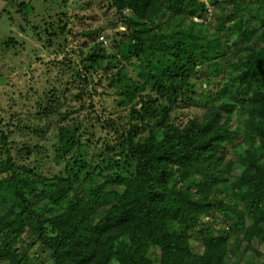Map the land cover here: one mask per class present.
Returning <instances> with one entry per match:
<instances>
[{
	"label": "trees",
	"instance_id": "obj_1",
	"mask_svg": "<svg viewBox=\"0 0 264 264\" xmlns=\"http://www.w3.org/2000/svg\"><path fill=\"white\" fill-rule=\"evenodd\" d=\"M226 2L232 10L211 29L204 0H109L125 28L120 59L135 62L134 76L108 64L107 85L129 107L131 125L119 132L110 124L114 142L94 161L85 153L92 133L86 142L59 126L56 173L31 160L41 146L29 141L16 148L28 162L17 163L0 118L8 174L0 179V259L37 242L50 264H245L239 244L264 243V0ZM106 58L101 47L86 56ZM54 105L50 96L39 106L43 124L42 116L61 115ZM189 107L202 116L174 124L172 113ZM228 144L234 156L225 161ZM11 259L25 264V255Z\"/></svg>",
	"mask_w": 264,
	"mask_h": 264
},
{
	"label": "rangeland",
	"instance_id": "obj_2",
	"mask_svg": "<svg viewBox=\"0 0 264 264\" xmlns=\"http://www.w3.org/2000/svg\"><path fill=\"white\" fill-rule=\"evenodd\" d=\"M204 2L208 8L205 24L211 29L233 8L226 0H217L215 5L214 0ZM87 32L95 34L87 36ZM124 33L109 0H0V118L15 162H28V158L16 154V148L29 141L41 146L40 152H30L31 160L36 159L43 172L52 175L59 169L52 147L59 126L77 129L86 142L89 138L84 132L92 133L91 144L85 146L88 162L97 158L100 149L105 151V145L113 144L115 135L110 124L119 132L130 128L129 107L119 105V97L115 88L107 85L105 73L108 64L118 62L134 76L131 64L135 61L121 60L118 54ZM98 47L105 50L108 58L89 62L86 56ZM90 64L92 69L88 68ZM50 96L58 104L53 110H59L61 115L42 116L43 124L38 116L39 106L42 108ZM202 114L198 107L178 108L171 120L183 126ZM34 130L37 135L32 134ZM232 147L228 144L221 151L225 161L233 158ZM7 176L0 167V179ZM215 220L216 226L222 225L221 219ZM29 234L24 236L26 243L33 241ZM26 245L18 244L16 250L0 259V264H13L11 258L22 255L25 264H50L48 250L37 242L30 248ZM191 246L196 253L203 250L195 237ZM151 256L156 263L158 251L151 250ZM236 256L242 258L241 263H264V243L245 239Z\"/></svg>",
	"mask_w": 264,
	"mask_h": 264
}]
</instances>
